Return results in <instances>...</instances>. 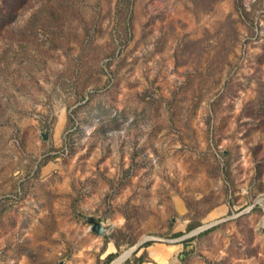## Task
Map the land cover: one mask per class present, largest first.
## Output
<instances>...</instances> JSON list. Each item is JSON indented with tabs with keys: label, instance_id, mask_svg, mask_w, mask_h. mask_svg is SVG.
I'll list each match as a JSON object with an SVG mask.
<instances>
[{
	"label": "rangeland",
	"instance_id": "374dc122",
	"mask_svg": "<svg viewBox=\"0 0 264 264\" xmlns=\"http://www.w3.org/2000/svg\"><path fill=\"white\" fill-rule=\"evenodd\" d=\"M133 248L264 264V0H0V264Z\"/></svg>",
	"mask_w": 264,
	"mask_h": 264
},
{
	"label": "crops",
	"instance_id": "0c3cea01",
	"mask_svg": "<svg viewBox=\"0 0 264 264\" xmlns=\"http://www.w3.org/2000/svg\"><path fill=\"white\" fill-rule=\"evenodd\" d=\"M152 255L158 256L162 264H166L171 255V249H154L151 251Z\"/></svg>",
	"mask_w": 264,
	"mask_h": 264
},
{
	"label": "bare ground",
	"instance_id": "6f19581e",
	"mask_svg": "<svg viewBox=\"0 0 264 264\" xmlns=\"http://www.w3.org/2000/svg\"><path fill=\"white\" fill-rule=\"evenodd\" d=\"M133 249H131V250L127 251L126 253H124L118 260H116V262L114 264H120L121 262H123L126 258L129 257L130 251H132Z\"/></svg>",
	"mask_w": 264,
	"mask_h": 264
},
{
	"label": "water",
	"instance_id": "95a60500",
	"mask_svg": "<svg viewBox=\"0 0 264 264\" xmlns=\"http://www.w3.org/2000/svg\"><path fill=\"white\" fill-rule=\"evenodd\" d=\"M211 226H213V224H210V225H208V226H205L204 228H201V229L197 230L195 233H199V232H201V231H203V230H205V229H207V228H209V227H211ZM99 229H100V227H99ZM100 231L102 232V228L100 229ZM138 246H139V245H138ZM134 251H135V248H134L132 251H130V255H131ZM130 255H129V256H130ZM126 259H127V258H126ZM126 259H125V260H126ZM125 260H124V261H125ZM124 261H123V262H124Z\"/></svg>",
	"mask_w": 264,
	"mask_h": 264
}]
</instances>
